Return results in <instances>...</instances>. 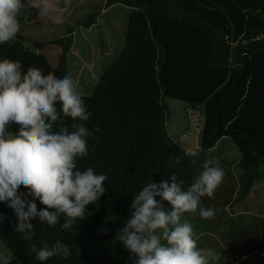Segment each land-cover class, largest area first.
Returning a JSON list of instances; mask_svg holds the SVG:
<instances>
[{
	"label": "trees",
	"instance_id": "16d2710c",
	"mask_svg": "<svg viewBox=\"0 0 264 264\" xmlns=\"http://www.w3.org/2000/svg\"><path fill=\"white\" fill-rule=\"evenodd\" d=\"M113 5L133 11L127 18L124 47L102 72L94 93L81 97L92 113L86 124L100 139H89V154L77 158L79 170L91 167L107 176L105 192L87 206L92 215L77 219L70 230L61 228L66 221L63 214L55 227L33 219L32 241L15 231L13 209L0 202V214L5 216L0 241L13 257L10 264H129L130 253L119 241V232L130 218L133 197L145 184L176 174L187 190L206 152L225 139L240 154L234 203L248 196L264 167V0H106V7ZM39 12L35 7L24 8L18 19H34ZM69 48L70 39L53 71L38 53L24 47L17 34L0 44V60L20 62L22 74L36 67L45 75L63 78ZM166 98L183 102L190 110L201 109L203 128L195 155H187L167 137ZM63 119L73 131V121ZM97 126L102 132L95 133ZM18 128L9 125L8 131L15 134ZM59 130L54 124L53 131ZM26 191L23 186L19 189ZM36 204L38 210L45 207L39 200ZM163 206L170 208L167 201ZM192 214L186 212L181 218ZM101 228L109 231L102 233ZM56 240L70 246L67 259L41 262L30 251L33 244L51 247ZM234 243L248 248L238 254L248 257L242 263L264 264L259 237L249 239L246 233Z\"/></svg>",
	"mask_w": 264,
	"mask_h": 264
},
{
	"label": "clouds",
	"instance_id": "9594fccd",
	"mask_svg": "<svg viewBox=\"0 0 264 264\" xmlns=\"http://www.w3.org/2000/svg\"><path fill=\"white\" fill-rule=\"evenodd\" d=\"M70 6L71 0H63V6L60 0H34L32 4L57 25L65 22ZM24 8L23 0H0V44L15 39ZM21 67L18 61L0 60V202L13 209L15 231L22 234L23 240L32 241L33 219L55 227L63 214L66 221L61 228L70 230L77 219H85L86 213L92 215L87 206L104 194L107 176L96 174L91 167L83 171L77 167V158L89 154V139H100L86 124L92 113L77 91V83L67 75H45L36 67H29L22 74ZM63 118L73 121V131H69ZM13 124L19 126L15 134L8 131ZM54 124L60 126L58 132L53 131ZM94 131L100 133L102 129L97 126ZM224 175L218 162L209 160L187 190L176 174L159 183L145 184L133 197L130 218L119 232V241L130 253L129 264L219 261V253L198 248L193 226L181 222V217L199 210L202 219L214 218L213 209L200 207L201 198L212 197ZM21 186L27 191L19 192ZM36 200L45 207L38 210ZM164 201L170 208L163 206ZM4 219L0 214V222ZM108 231L100 229L105 234ZM30 251L41 262L71 255L70 246L61 240L51 247L45 244L38 248L33 244ZM0 261L10 264L11 258L0 254Z\"/></svg>",
	"mask_w": 264,
	"mask_h": 264
},
{
	"label": "rangeland",
	"instance_id": "374dc122",
	"mask_svg": "<svg viewBox=\"0 0 264 264\" xmlns=\"http://www.w3.org/2000/svg\"><path fill=\"white\" fill-rule=\"evenodd\" d=\"M23 2L25 8H28L32 6L34 0H23ZM60 2L63 6V0ZM132 11L124 5L106 7V0H71V6L65 14L63 24H54L51 16H45L39 12L34 19L24 17L20 21V31L17 34L23 39L24 47L38 53V56L53 71H57L66 41L70 39V48L72 47L74 55L66 59L69 48L65 56L67 76L77 83V91L81 97H87L94 93L102 71L116 58L113 54L117 53L120 47H124L127 18ZM84 24H90V26L86 28ZM107 54L110 56L108 60L103 58ZM80 57L85 64L83 78L80 77L78 68L81 64ZM164 104L169 111L165 122L168 138L175 143L185 145L189 150L200 148V131L203 128L201 109L197 110L199 121L196 122L187 117L184 103L166 98ZM223 148H225L224 143L220 144L219 150ZM219 156L217 151H213L209 154V159L214 160ZM262 174H264V167L261 168ZM251 207L258 208L256 204ZM195 239L207 242L216 241L217 237L195 235ZM0 254L13 260L1 241Z\"/></svg>",
	"mask_w": 264,
	"mask_h": 264
},
{
	"label": "crops",
	"instance_id": "0c3cea01",
	"mask_svg": "<svg viewBox=\"0 0 264 264\" xmlns=\"http://www.w3.org/2000/svg\"><path fill=\"white\" fill-rule=\"evenodd\" d=\"M121 50L122 48L120 47L118 52L113 54V56L117 57ZM71 55H74L72 47L70 48L66 59ZM109 57L110 56L107 54L103 58L108 60ZM66 62L67 60H65L67 75ZM80 63L81 64L78 68L80 70L79 73L81 74L80 77L83 78L85 77V64L81 57ZM104 70L102 72H104ZM184 105V109L186 111L187 104L184 103ZM223 143L225 144V148L219 150L220 144ZM179 144L184 148L183 150L186 154L190 156L195 155L197 151L200 150V148L189 150L186 149L185 145H182L181 143ZM213 151H217L220 156L211 160L209 159V154ZM238 152L239 151L231 145L230 141L226 139L221 140L213 150L206 152L205 161L201 164L199 170L195 172L194 180H196V178L203 171L204 163L209 160L218 162V166L223 168L225 172L223 181L215 190L214 195L212 197L204 196L201 198L200 207L213 209L215 211L214 218L208 220L202 219L198 214L199 210H197L196 214H192L184 219L181 218V222L186 221L193 226L195 235H211L217 237L216 241H197L198 248L212 249L220 254L221 258L219 261L215 262V264H246L242 262H245L248 257L246 255L239 256L238 254H241L243 251H248L247 246L238 247L234 243L235 240L246 233H248L249 239L254 236L259 237L261 247L262 244H264V174L261 175L260 171V174L255 179L248 196H246L242 202L234 203V199L238 196V179L241 174V170L238 168V163L240 161V154ZM255 204L258 207L257 209L251 207V205L254 206ZM261 251V254H264V248H262Z\"/></svg>",
	"mask_w": 264,
	"mask_h": 264
},
{
	"label": "built area",
	"instance_id": "2783aa9c",
	"mask_svg": "<svg viewBox=\"0 0 264 264\" xmlns=\"http://www.w3.org/2000/svg\"><path fill=\"white\" fill-rule=\"evenodd\" d=\"M198 109L190 110L187 108L186 114L189 119H192L194 121H199V114L197 113Z\"/></svg>",
	"mask_w": 264,
	"mask_h": 264
}]
</instances>
